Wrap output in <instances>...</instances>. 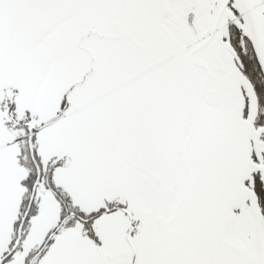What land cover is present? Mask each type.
Wrapping results in <instances>:
<instances>
[{"label": "snow or ice", "instance_id": "6c2138e0", "mask_svg": "<svg viewBox=\"0 0 264 264\" xmlns=\"http://www.w3.org/2000/svg\"><path fill=\"white\" fill-rule=\"evenodd\" d=\"M0 264H264V0H0Z\"/></svg>", "mask_w": 264, "mask_h": 264}]
</instances>
